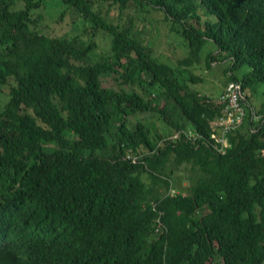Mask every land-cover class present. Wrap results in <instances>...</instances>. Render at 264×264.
I'll return each mask as SVG.
<instances>
[{"label":"trees","instance_id":"16d2710c","mask_svg":"<svg viewBox=\"0 0 264 264\" xmlns=\"http://www.w3.org/2000/svg\"><path fill=\"white\" fill-rule=\"evenodd\" d=\"M23 1L0 0V264H264V0H61L83 28L59 35ZM151 11L176 64L135 31ZM206 41L229 60L216 96L193 87Z\"/></svg>","mask_w":264,"mask_h":264},{"label":"rangeland","instance_id":"374dc122","mask_svg":"<svg viewBox=\"0 0 264 264\" xmlns=\"http://www.w3.org/2000/svg\"><path fill=\"white\" fill-rule=\"evenodd\" d=\"M24 5L23 0H16V8H22ZM65 5L61 2V0H45L43 8L37 13L41 14V19L37 22V29L40 32L59 35V34H67L73 33L77 30L75 28H83V24L81 20H77V22L72 25L69 19V13L66 14L63 19H59L60 13L64 10ZM115 11L114 13H116ZM136 18H141L140 14L134 13ZM148 22H140L136 21L135 31H141V26L143 24V32L141 33V37L144 42L148 43L152 46L154 54L159 57L160 60L165 61L170 64H176L178 58L183 57L188 48L184 45L185 42L179 35L173 34L167 30L165 23L160 21V14L155 11H151L148 16ZM98 46L94 49L96 54H101L109 49V37L105 35H100L97 38ZM216 51L215 45L211 41H206L204 46L202 47L201 52V61L196 64L194 74L201 73L202 80L201 82H197L193 84V87L200 91L201 94H209L212 96H216L219 94L220 90L223 89V82L226 79L225 68L229 65V60L223 58V55L216 56L218 60L214 61L210 64V67L207 66V60L209 58V53ZM186 73V72H184ZM241 73V71L237 72ZM7 91V89H5ZM261 96H259L260 98ZM259 98L255 99L253 103L258 104ZM2 99L0 102V106L3 105ZM149 114L145 115H133L128 119H131L132 122L138 120H148L153 121L156 125H161V121L157 116H151ZM186 174V170L184 166H180L177 170H174L173 176L176 177H184ZM188 182L183 181V185H187Z\"/></svg>","mask_w":264,"mask_h":264},{"label":"built area","instance_id":"2783aa9c","mask_svg":"<svg viewBox=\"0 0 264 264\" xmlns=\"http://www.w3.org/2000/svg\"><path fill=\"white\" fill-rule=\"evenodd\" d=\"M242 93L240 90V84L237 82L228 83L224 94L221 96L223 100L226 101V115L219 119L218 123L223 125L225 129L232 127L233 125H238L244 114V110L239 103L240 98H242ZM223 132L220 134L222 135ZM188 137L192 136L190 131H186ZM178 136V132L173 135V137ZM225 140L218 138V141Z\"/></svg>","mask_w":264,"mask_h":264}]
</instances>
